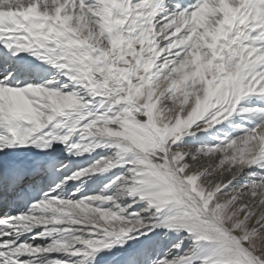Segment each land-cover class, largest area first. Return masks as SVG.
<instances>
[{
    "label": "snow or ice",
    "instance_id": "obj_1",
    "mask_svg": "<svg viewBox=\"0 0 264 264\" xmlns=\"http://www.w3.org/2000/svg\"><path fill=\"white\" fill-rule=\"evenodd\" d=\"M0 264H264V0H0Z\"/></svg>",
    "mask_w": 264,
    "mask_h": 264
}]
</instances>
